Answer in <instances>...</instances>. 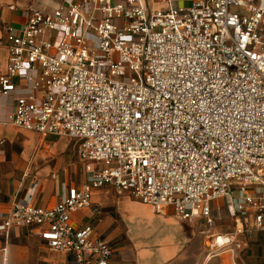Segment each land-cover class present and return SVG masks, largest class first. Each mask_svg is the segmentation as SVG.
Masks as SVG:
<instances>
[{"label":"built area","instance_id":"built-area-1","mask_svg":"<svg viewBox=\"0 0 264 264\" xmlns=\"http://www.w3.org/2000/svg\"><path fill=\"white\" fill-rule=\"evenodd\" d=\"M25 16L0 38V95L25 91L6 122L74 140L86 178L51 205L15 199L0 231L27 227L69 264H111L109 241L74 218L111 187L209 227L226 205L264 234V0H59ZM252 231L210 232L209 253Z\"/></svg>","mask_w":264,"mask_h":264},{"label":"crops","instance_id":"crops-1","mask_svg":"<svg viewBox=\"0 0 264 264\" xmlns=\"http://www.w3.org/2000/svg\"><path fill=\"white\" fill-rule=\"evenodd\" d=\"M58 2L0 0V38L5 37L9 26L20 27L26 22L25 13L30 6L51 11ZM7 60L6 47H0V74L6 69ZM21 92L25 91L0 95V142L4 140L0 143V222L15 199L51 205L58 200L63 182H75L65 175L61 179L56 171L50 178L46 175L52 171H30L38 154L34 152L29 157L27 148L11 157L5 154L7 144L17 142L19 133L28 132L30 139L25 141L31 147L40 135L6 122ZM54 136L42 137L49 143H57ZM213 216V227L203 218L181 220L172 207L157 213L151 205L132 198L128 192L118 194L114 188L105 187L95 192L93 208L77 213L74 218L79 224L91 223L96 236L109 241L113 249L111 264H264V234L254 228L253 214L240 219L225 205L221 211H214ZM237 225L253 229L250 235L239 236L246 246L210 254L207 246L210 232L234 231ZM73 258L71 253L51 250L27 227L0 231V264H69Z\"/></svg>","mask_w":264,"mask_h":264},{"label":"rangeland","instance_id":"rangeland-1","mask_svg":"<svg viewBox=\"0 0 264 264\" xmlns=\"http://www.w3.org/2000/svg\"><path fill=\"white\" fill-rule=\"evenodd\" d=\"M150 1H155L156 3L157 0ZM190 1L191 0H173V4L178 6L181 4H189ZM159 7H162V5L155 4L151 10L155 11L156 8ZM115 58L118 59V55H115ZM6 132L9 133L10 131L7 130ZM24 133L25 134L19 133V140L17 142L7 144L5 153L7 157H11V154L13 153L20 154L25 148H27V150H29V157L34 152L38 154L34 164L31 165L30 171H52L49 175H46L47 178H50L53 171H56L60 174L61 179L65 175V177L68 179H74L77 183L85 180L86 174L84 172V165L78 156L74 140H71L68 137L54 136V139L58 140V142L49 143L46 138L42 137V135H37L36 142L31 147L28 146L29 142L25 141L29 140L30 136L27 134L28 132ZM28 158L27 160H29ZM14 172L20 173L22 171ZM233 185L239 187L242 186L241 184L235 183H233Z\"/></svg>","mask_w":264,"mask_h":264}]
</instances>
